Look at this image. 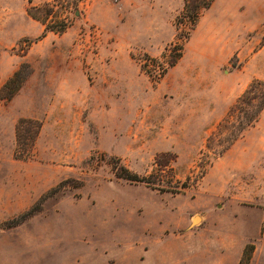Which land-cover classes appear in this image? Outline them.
<instances>
[{"label": "rangeland", "instance_id": "obj_1", "mask_svg": "<svg viewBox=\"0 0 264 264\" xmlns=\"http://www.w3.org/2000/svg\"><path fill=\"white\" fill-rule=\"evenodd\" d=\"M206 1L0 0V264H239L246 246L264 264V108L247 126L257 100L237 103L264 82V34L185 77ZM29 6L66 29L33 46ZM21 119L40 124L28 158Z\"/></svg>", "mask_w": 264, "mask_h": 264}, {"label": "crops", "instance_id": "obj_2", "mask_svg": "<svg viewBox=\"0 0 264 264\" xmlns=\"http://www.w3.org/2000/svg\"><path fill=\"white\" fill-rule=\"evenodd\" d=\"M25 14L26 26L22 28L20 36L32 39L33 46L44 42L49 36L44 24L32 18L27 8ZM250 33L264 34V0H233L227 3L225 0H214L198 19L192 34L197 42L190 57L186 50L176 67L185 69L183 72L187 78H203L208 73L200 70L199 64L207 56L219 70L229 63L235 52L249 49L248 45L253 41V38H248ZM261 50L256 51V54Z\"/></svg>", "mask_w": 264, "mask_h": 264}, {"label": "trees", "instance_id": "obj_3", "mask_svg": "<svg viewBox=\"0 0 264 264\" xmlns=\"http://www.w3.org/2000/svg\"><path fill=\"white\" fill-rule=\"evenodd\" d=\"M31 2V0H28ZM212 0H208L204 2L201 5V8H208L211 4ZM199 9L198 4L190 7L187 3L185 5V10L182 16L188 17L191 20V29L194 28L198 16H199ZM34 7L29 6L27 8V13L34 19L41 21V23L45 24L43 20H41L37 14L33 12ZM67 27L66 23L61 24L59 27L55 28L54 26H48L45 25V31H54V32H63ZM187 37V35H185ZM170 50L169 55L170 59L167 61V67L173 66L177 60L180 59L183 53V46L175 44H170L169 48H166V51ZM172 53V55H171ZM148 59H151L152 62L155 61V59L149 57L146 55ZM166 52L164 53L163 57L165 58ZM146 67L150 68L149 65L146 63L144 64ZM154 64H152L153 66ZM24 81V78H22L19 74V72H16L12 78H10L6 84L4 85V91H5V97L9 98L11 97L16 90L20 87L22 82ZM254 100H257V103L254 105L252 113L247 115L248 123L247 126L252 125L258 117V114L263 110L264 108V82L260 80H256L252 82L249 87L245 90V92L238 98V104L239 102H242L243 105L252 106L254 104ZM244 111V109H240ZM40 124L37 120L34 119H21L18 123L17 127V134H16V150L15 154L18 158H28L31 156L32 149L34 146V143L36 141V138L38 136ZM244 126H241L239 123L237 131L238 133L242 132L244 130ZM236 133H234L235 135ZM233 135V136H234ZM237 136V135H236ZM235 136V137H236ZM126 177L129 180L132 181H143L150 183V181L146 180L145 177L141 178L138 175H126ZM249 259V254L247 250V246L244 249L243 256L239 262V264H247Z\"/></svg>", "mask_w": 264, "mask_h": 264}]
</instances>
